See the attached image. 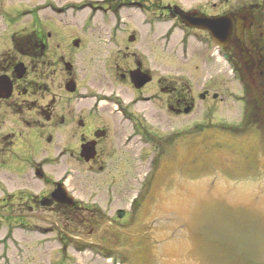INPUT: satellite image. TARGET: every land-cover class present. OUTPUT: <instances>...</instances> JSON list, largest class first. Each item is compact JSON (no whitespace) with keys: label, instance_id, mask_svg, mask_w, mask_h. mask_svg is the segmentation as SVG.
<instances>
[{"label":"flooded vegetation","instance_id":"obj_1","mask_svg":"<svg viewBox=\"0 0 264 264\" xmlns=\"http://www.w3.org/2000/svg\"><path fill=\"white\" fill-rule=\"evenodd\" d=\"M1 2L0 220L17 217L40 236L37 249L55 245L57 260L46 264L76 255L81 264H138L154 245L143 217L177 178L264 177V0ZM173 51L205 71L220 58L239 95L211 74L167 80ZM55 73L68 98L50 113V102L37 108L28 94ZM28 138L50 151L34 154Z\"/></svg>","mask_w":264,"mask_h":264},{"label":"water","instance_id":"obj_2","mask_svg":"<svg viewBox=\"0 0 264 264\" xmlns=\"http://www.w3.org/2000/svg\"><path fill=\"white\" fill-rule=\"evenodd\" d=\"M183 182L155 206L157 264H264V181ZM140 264H154L152 255Z\"/></svg>","mask_w":264,"mask_h":264},{"label":"rangeland","instance_id":"obj_3","mask_svg":"<svg viewBox=\"0 0 264 264\" xmlns=\"http://www.w3.org/2000/svg\"><path fill=\"white\" fill-rule=\"evenodd\" d=\"M1 3H5V7H9L11 4L18 3L19 1H26V0H1ZM20 25L23 24L22 20L19 22ZM175 41H171V44H174ZM177 47H174V51ZM171 51V50H170ZM173 51L172 54L167 53L166 54V79L172 80V79H187V80H200L202 76L205 74H211L212 80L214 81V85L218 87L219 90H221L220 86H218V83L224 82L229 90L234 92V95L238 96L239 91L236 87V85L233 82H230L234 80L232 77V74L229 72V68H227L226 65L223 64L222 60L220 58H217L214 61V66L211 67L208 71H205V69L198 63V59L196 57H188L187 59H184L180 56V54H175ZM215 57V55H214ZM197 67L195 68V66ZM87 77L86 80L90 78L91 73H86ZM84 73H78L77 79L79 80L80 85H83V82L80 80L83 79ZM211 80V79H210ZM41 82H47L48 85H46L45 89H39L37 92H32V89L29 91L28 96L29 97H37L38 101L35 103V107L42 108L45 107L47 103L50 102L48 109L45 110L50 113H57L62 112L63 109H65V102L68 98L67 94H64L63 90V81L62 77L59 75V73H55L53 75H50L49 78H45V81L40 78L38 80V83L36 86L42 87ZM88 86V83H86ZM89 87V86H88ZM85 91V89L80 88L79 92ZM92 91L91 89L86 90V92ZM240 102H234L233 104H229V114L231 117H239V109H240ZM86 107L88 105H85ZM43 109V108H42ZM7 130H16L19 127H13L11 124L5 125ZM40 123L38 122V128L37 130H40ZM44 131V130H43ZM27 148L29 151H31L34 148V154L38 153H46L49 152L50 149H48L45 144L36 143L35 146L32 142V138H28L26 140ZM4 146V145H2ZM21 158H26L28 156V153L25 152L24 155H20ZM76 166V165H75ZM77 168H74L75 170L80 171V173L84 172L83 169H80L79 166H76ZM0 169V173H1ZM49 174L53 177H58L62 173L61 166L55 164L53 167H51L48 170ZM17 173H15V176ZM1 180V179H0ZM28 181V178L26 179ZM24 180V181H26ZM3 181H5L3 179ZM13 182H20V180H12ZM26 181V182H27ZM1 182V181H0ZM29 182V181H28ZM36 184H39L40 182L36 181ZM91 185L90 183H87ZM32 193L38 192L40 186H31ZM77 191V189L75 190ZM78 194H81V191H77ZM2 198V194L0 193V199ZM1 202V201H0ZM15 207V206H14ZM11 208V207H10ZM9 208V209H10ZM1 214H3V209L0 210ZM32 216L33 214H29V216ZM26 216L25 221H33L31 220L32 217ZM8 217H6L7 219ZM17 217H13L10 215L9 222H4L0 220V264H46L49 261L55 262L57 259V248L55 245H48L46 247H41L39 249L36 247V241H39L40 236L36 234L32 229H25L22 228L18 222L16 223L15 220ZM34 218V217H33ZM15 219V220H14ZM37 219V218H36ZM41 219V218H40ZM14 220V221H13ZM45 220V219H44ZM13 221V223H11ZM41 222H44L41 220ZM124 222V221H123ZM119 223V222H118ZM48 239L50 238V235L47 236ZM52 241L54 239L52 238ZM135 256L139 257L140 250L135 251ZM74 259L70 262V264H81V262H86L84 259H79V257L76 255L73 257ZM137 263V262H136ZM85 264V263H82ZM97 264V263H96ZM98 264H108V263H98ZM122 264V263H118ZM140 264V262H138Z\"/></svg>","mask_w":264,"mask_h":264}]
</instances>
